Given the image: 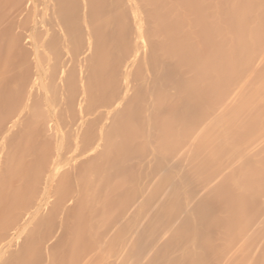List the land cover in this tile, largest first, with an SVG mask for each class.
I'll list each match as a JSON object with an SVG mask.
<instances>
[{
  "label": "bare ground",
  "instance_id": "1",
  "mask_svg": "<svg viewBox=\"0 0 264 264\" xmlns=\"http://www.w3.org/2000/svg\"><path fill=\"white\" fill-rule=\"evenodd\" d=\"M123 1L99 14V0H0V259L9 226L27 237L50 205L60 234L44 264H115L136 243L126 264H264V0ZM18 24L35 58L26 90ZM17 71L26 96L12 99ZM60 97L72 131L56 115L50 146L35 129H48ZM151 172L154 183L140 182Z\"/></svg>",
  "mask_w": 264,
  "mask_h": 264
},
{
  "label": "rangeland",
  "instance_id": "2",
  "mask_svg": "<svg viewBox=\"0 0 264 264\" xmlns=\"http://www.w3.org/2000/svg\"><path fill=\"white\" fill-rule=\"evenodd\" d=\"M21 1V0H20ZM22 1H24V0H22ZM100 1V3H99V7H98V13L99 14H102V13H107V12H111V11H114V9L115 8H117L116 10H125V3H124V1L123 0H99ZM18 3V2H17ZM22 4L24 3V2H21ZM21 3L19 2L18 4H19V6H18V8H17V10L18 11H21L22 13H23V5H21ZM77 3H74V5H73V14H74V21L76 22L75 23V25L76 26H78L79 25V21L77 20V13H78V10H77ZM22 8V9H20V8ZM125 7V8H124ZM24 9H25V5H24ZM115 10V11H116ZM17 11V12H18ZM16 12V11H15ZM25 12V11H24ZM22 15V14H21ZM21 15H19L17 18H18V20L17 21H19V23L20 24H22V23H24V22H22V21H24V20H21V19H23V18H25V16L23 17V15H22V17H20ZM21 18V19H20ZM20 20H21V22H20ZM17 28L19 29L20 27H19V24H18V26H17ZM23 28V25H22V27L19 29V30H16V32L18 31L19 32V34H20V43H21V47H22V50H23V52H25V55H26V57L28 56V58L26 59V57L23 59V60H25V61H23V62H20L23 66L22 67H25L27 70L25 71V69L23 70L24 71V73H21V76H23V79H24V82L23 83H25V85L24 84H22L23 86L22 87H24L25 89L24 90H26L27 88H26V86H28L29 84H30V82H32L33 80H34V78H35V73H34V69H35V67H33L34 65L32 64L33 62H34V60L33 59H35L34 57H32L34 54H33V50H32V48H31V45H30V40L29 39H26V36L28 35L27 34V31ZM79 30V28L77 27V31ZM17 32V33H18ZM21 32V33H20ZM116 34L118 33L117 31H114ZM76 33V32H75ZM81 33H82V31L80 30V31H78L77 33H76V35L75 36H80L81 35ZM50 35H52L49 39H50V43H49V45H56V41L58 42V41H60V38L58 39L56 36V38L58 39H55L54 38V35H53V33H51ZM48 38V37H47ZM51 38H53V42L51 41ZM61 43H64V42H62V41H60ZM60 42H58L57 43V45L58 44H60ZM53 43V44H52ZM48 45V46H49ZM56 45V46H57ZM63 44H60L59 46H62ZM55 46V47H56ZM63 48L65 47V45H63L62 46ZM63 48H60V51H61V53L59 54L60 56H61V58L63 59H61L62 60V62L63 63H61L60 61H59V55L57 56L58 57V61L61 63V64H63V66H64V63H65V59H66V61H68V57H66L65 55H64V52L66 53L67 51H68V49L66 50L65 48H64V51H63ZM46 49H54V50H52V51H49V50H47V52H51V54H53L52 52H56L57 50H55V48L54 47H47ZM56 49H59L58 48V46H57V48ZM66 50V51H65ZM59 51V52H60ZM46 52V51H45ZM54 52V53H55ZM58 53V52H57ZM28 54V55H27ZM47 54V56L48 55H50V54H48V53H46ZM62 55H63V57H62ZM55 56H56V53H55ZM24 57V56H23ZM56 57V58H57ZM50 58V57H49ZM51 58H53L52 57V55H51ZM50 58V59H51ZM55 58V57H54ZM55 58V59H56ZM121 60H120V62H122L123 60H124V58H125V55H122L121 57ZM17 59H19V58H17ZM16 59V61H18ZM29 59V60H28ZM31 59V60H30ZM20 60V59H19ZM33 60V61H32ZM56 60V61H57ZM59 62H57L58 64H60ZM69 62V61H68ZM67 63V62H66ZM65 63V64H66ZM69 64V63H68ZM17 65H19L20 66V64H17ZM70 66V67H69ZM69 66H67L66 65V67H67V71L68 72H71L72 74H76L77 73V75L78 76H80L81 74H80V72H79V68L80 67H78V66H72L71 65V63H70V65ZM71 69H69V68ZM72 67V68H71ZM74 67V68H73ZM78 67V68H77ZM32 68V69H31ZM64 69V72L66 73V70H65V68H63ZM79 69V70H78ZM76 71H78V72H75ZM18 72V71H17ZM17 72H14V74H13V76L11 77V81H12V83H11V85H12V87H13V89H12V91H10V98H14V99H16V94L15 93H18V95L20 96V97H18V98H21V96L22 97H24V95H25V92H24V90H23V88H19V89H17V84H18V82L20 81L19 80V72L17 73ZM110 72L111 73H113V75H116L117 77H118V75H117V73H118V69L117 68H112L111 70H110ZM65 73H64V75L63 76H65ZM58 74V73H57ZM56 74V75H57ZM77 75H75V76H73L76 80H78L79 78H78V76ZM31 76V77H30ZM34 76V77H33ZM58 76V75H57ZM22 78V77H21ZM26 78V79H25ZM78 78V79H77ZM31 79H33L32 81H31ZM74 79V80H75ZM28 80H30V82L28 81ZM57 80V79H56ZM55 79H54V81L56 82V84H57V92H58V94H60V92H61V88H59V87H62L64 84V82L63 81H61V83L60 82H57ZM114 80H115V78H114ZM63 82V83H62ZM29 83V84H28ZM14 84V85H13ZM27 84V85H26ZM58 84H59V86H58ZM60 84H63V85H60ZM16 85V86H15ZM119 85V84H118ZM117 84H116V81L114 82V84L112 85V86H117V87H120V86H118ZM59 88V89H58ZM22 90V91H21ZM59 90H60V92H59ZM39 91V90H38ZM41 96V93H38L37 91H36V94L34 93V91H33V93H32V95H31V99H32V97L35 99V101H31V103L33 102V103H37V105H38V102H39V105H41V103H43V99L42 98H40V96ZM78 95V94H77ZM77 95H75L77 98H75L77 101H78V96ZM26 96V95H25ZM61 96V95H60ZM42 97V96H41ZM58 97V96H57ZM63 97V96H62ZM17 98V99H18ZM26 98V97H25ZM25 98H23L22 99V101L24 102V100H25ZM40 98V99H39ZM42 99V100H41ZM19 100V99H18ZM33 100V99H32ZM36 100L38 101V102H36ZM60 101H62L63 99H61V97H60V99H59ZM19 101H21V100H19ZM21 101V102H22ZM42 101V102H41ZM63 101H66L67 102V99L65 100H63ZM63 101L60 103H58V104H56V108L57 109H55V115L54 114H52L51 115V117L49 116V121H50V123L48 124V129L46 128V129H44V128H42V127H39V128H36L35 129V132L37 133L35 136H37V138L38 139H43L44 141H48L49 143H51V142H53L54 140H51V142L49 141V139L48 138H53L54 139V137L52 136L53 135V133H52V128H53V125L55 124V121H57L58 120V117L56 116V115H58V116H61L62 115V120H61V122H60V124L64 127L63 128V130L65 131L64 133L67 135V136H70V134H71V131H72V128H71V130H70V126L72 125V119H73V117L74 116H70L69 117V115H70V113H67L66 112V110H64L65 109V106L67 107V105H64V104H66V102L63 104ZM22 102V103H23ZM74 102H75V100H74ZM20 103V102H19ZM19 103H18V105H19ZM22 103H21V105H22ZM61 104V105H60ZM16 106L17 108H19V106H21V105H19V106ZM58 105H59V108H58ZM62 106V107H61ZM15 107V108H16ZM17 108L16 109H14V112L12 113V115H16V114H14V113H18V111H17ZM68 108V107H67ZM58 109H61V111H57V112H59V114H57L56 113V110H58ZM16 111V112H15ZM64 111V112H63ZM61 112H62V114H61ZM71 120H69L64 114ZM69 114V115H68ZM55 118H54V117ZM54 120V121H53ZM63 120L65 121V122H63ZM66 120H68V121H66ZM7 121H10V119H6V122H4V126L6 125V124H8V122ZM23 122V121H22ZM64 125H63V124ZM67 123H68V125H67ZM69 123H71V125L69 124ZM59 124V123H58ZM95 124H96V122H95ZM22 125H19L17 128H15V129H13L10 133H9V135H8V137H7V141H12L13 139H15V136H17V132H18V130H19V128L21 127ZM52 127V128H51ZM50 128V129H49ZM66 128V129H65ZM3 130V129H2ZM45 130L47 131V132H45ZM70 131V132H69ZM84 131V128L80 131L81 133ZM79 132V133H80ZM43 133H46V134H43ZM51 135H50V134ZM69 133V134H68ZM50 135V136H49ZM10 136V137H9ZM48 137V138H47ZM9 139H11V140H9ZM9 143V142H8ZM53 144H54V142H53ZM52 143L51 144H49L50 146H52L53 145ZM7 146V145H6ZM145 158H147V159H145V161L147 160L148 161V159L150 158L148 155H147V157H145ZM176 160V159H175ZM174 160V163L176 162ZM146 161V162H147ZM145 162V163H146ZM170 162H171V164H172V166H173V164L174 163H172V161L170 160ZM147 164V163H146ZM168 164V163H167ZM171 164L169 163V165L171 166ZM175 165V164H174ZM145 167H146V165H145ZM152 169L154 170V171H156V172H153L152 171ZM64 170H65V168H62V169H60V173L58 174V176H56V178H55V181L57 182L58 181V179H59V175L60 174H62L63 172H64ZM61 171H63L62 173H61ZM150 171H152L153 173H155L156 175H157V173L158 172H160V171H158L157 172V169L156 168H150V169H148V172L150 173ZM148 172H146L147 174H148ZM152 172H151V174H149V176L147 175H144V177H146V178H143V179H141L140 180V182L142 181V180H144L145 179V182H147L146 180H151V182L152 183H154L155 182V179H156V176L154 175V174H152ZM150 175H152V176H150ZM154 175V176H153ZM147 177H150V178H147ZM153 177H155L154 179H153ZM57 179V180H56ZM153 180H154V182H153ZM55 182V183H56ZM143 183H144V181H142ZM151 182H148V185H147V187H146V189L145 188H143V186H144V184H142V183H139V184H141V187L139 186V188L140 189H144L143 191H145V190H147V189H149L153 184H151ZM151 185H150V184ZM196 183V182H195ZM194 182H193V184L190 186V187H194V188H191V189H194L195 190V186H194V184H195ZM198 183V184H197ZM195 185H196V192H198L199 194L201 193V189L200 188H198V186L197 185H199L201 182H197ZM72 182L71 183H69V185L70 186H67V187H65L63 190H62V192H61V197H60V200H62V199H64V200H62L63 201V203H67L66 205H68V207L70 206V203H72V201L70 200L71 199V197H73V195L75 196V194L73 193V192H75V190H76V188H75V186L74 187H72L74 184H72ZM145 184H147V183H145ZM202 184V183H201ZM200 184V185H201ZM73 188H75V190L73 189ZM199 190H198V189ZM71 192H72V196H70V194H71ZM197 193V194H198ZM70 196V197H69ZM53 198V197H52ZM52 198H51V200H52ZM69 199V202L70 203H68V202H66V199ZM54 199L55 198H53V200L52 201H54ZM50 200V201H51ZM65 201V202H64ZM68 201V200H67ZM52 204V203H51ZM132 204H130L129 205V207L131 206ZM49 206L50 205H46V206H43V214H45L44 215V217H46V218H44V219H40L39 221H38V223L39 224H37V225H33V226H28V228H27V232H25V233H28L29 232V230L31 231V229L29 228V227H33L34 229H35V232H33V229H32V234L31 233H29L30 235H32L33 237L32 238H29V234H27V237L25 236L26 234H24V236L28 239H26L23 235H21L20 236V238H18L17 237V235L15 236V233H16V229H15V226L17 227V225H15V226H13V224L12 225H10L9 226V228H11V229H9V231L7 230V232L3 235V237H2V239H5V238H7V236L8 237H10V233H11V242H10V246H9V248H8V250H7V253H5L4 255H3V257L0 259V264H44V262H45V260H46V252L44 253V251H43V249L45 248V251H47V249H49V245H51L52 243L51 242H53L55 239H56V233H55V231L56 232H58V235H57V237H59V231H57V230H59V225H58V223H59V219L57 220V218L55 217V218H52L51 216H49V214L48 213H51V211H49L50 209H49ZM134 205H132L131 206V208L133 207ZM130 208V209H131ZM41 210V211H42ZM151 211H153V209H151ZM45 212V213H44ZM46 212H48V213H46ZM154 212V211H153ZM23 213V212H22ZM42 213V212H41ZM25 214V213H24ZM23 214V215H24ZM152 215H154L153 213H152ZM24 217H25V219H26V217H27V215L26 216H22V215H19L18 216V218H17V220L19 221V220H21V222H23V220H24ZM175 218V221H177L178 222V216H176V217H174ZM179 219H181V217H179ZM42 220H43V222H42ZM124 220V219H123ZM174 220V219H173ZM40 221L42 222V223H40ZM20 222V223H21ZM56 222H58V223H56ZM120 222H122V224H123V222L124 221H122V219H121V221ZM171 222V224L170 225H172V224H174V225H172V226H175L176 224H177V222L175 223L174 221L172 222V221H169V223ZM13 223V222H12ZM37 223V222H36ZM11 224V223H10ZM121 224V223H120ZM58 225V226H57ZM39 226V227H38ZM36 227V228H35ZM57 227H58V229H57ZM158 228V227H157ZM161 228V227H160ZM161 229H163V228H161ZM161 229H159L158 228V231L156 230V234L157 235H159V232H161L162 230ZM12 231V232H11ZM9 233V234H8ZM54 234H56L55 236H53ZM150 234V233H149ZM7 235V236H6ZM152 235H154V234H152ZM151 235V237H152V239H147L148 240V244L150 245L151 243H152V241H155L153 238V236ZM52 236H53V239H51L50 240V238H52ZM148 236H150V235H148ZM155 236V235H154ZM24 237V238H23ZM31 237V236H30ZM54 237H55V239H54ZM14 238V239H13ZM16 238V239H15ZM150 238V237H149ZM155 238H157V236L155 237ZM26 239V240H25ZM31 239V240H30ZM30 240V241H29ZM53 240V241H52ZM57 240V239H56ZM152 240V241H151ZM22 241H26V243L25 242H22ZM28 242V243H27ZM30 242V243H29ZM55 242V241H54ZM24 243V245H22ZM29 244V245H28ZM47 244H48V246H47ZM54 244V243H53ZM24 248L23 250L22 249H19V248ZM27 246V247H26ZM140 245L138 244V243H136V245H135V247L133 248V249H131L130 251H127V252H125V249L122 251V253H121V251H119V255H121V254H123L122 256H124V257H122L123 258V261H122V259L120 258L119 259V257H117V259L116 260H118L119 262H120V260H121V262H122V264H126V262L127 263H129L130 261H132V259H134V258H137V256L135 257V255L138 253V255H140L139 254V252L138 251H142V247L140 248L139 247ZM19 249V250H18ZM140 249V250H139ZM140 253H142V252H140ZM43 255H45V256H43ZM139 257V256H138ZM45 259V260H44ZM113 259H114V261H116L115 260V258H111L110 259V262H112V263H115L114 261H113ZM118 261H116V263L115 264H119V262ZM124 262V263H123ZM121 264V263H120Z\"/></svg>",
  "mask_w": 264,
  "mask_h": 264
}]
</instances>
